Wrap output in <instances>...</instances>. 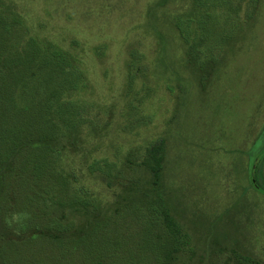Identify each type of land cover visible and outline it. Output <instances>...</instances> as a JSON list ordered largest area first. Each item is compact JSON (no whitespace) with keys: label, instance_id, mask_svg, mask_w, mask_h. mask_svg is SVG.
I'll use <instances>...</instances> for the list:
<instances>
[{"label":"rangeland","instance_id":"1","mask_svg":"<svg viewBox=\"0 0 264 264\" xmlns=\"http://www.w3.org/2000/svg\"><path fill=\"white\" fill-rule=\"evenodd\" d=\"M2 5L23 19L20 35L76 52L82 62L83 114L101 129L86 128L60 145L72 180L64 195L72 199L75 190H88L101 200V216L122 202L141 203L139 186L147 185L149 173L126 169L123 176L133 183L125 187L90 173L88 165L106 159L122 168L130 152L136 161L150 143L164 140L165 193L190 240L177 264H237L247 255L264 264V0L248 21L243 8L241 25H234L205 85L187 62L173 22L191 11L192 0H0ZM65 214L76 228L94 221L83 210ZM20 218L15 214L13 222ZM4 225L0 215V264L10 256L38 263L37 248H10L7 255L13 232ZM127 225L136 241L124 255L149 259L138 248L137 241L145 245L136 223Z\"/></svg>","mask_w":264,"mask_h":264},{"label":"trees","instance_id":"2","mask_svg":"<svg viewBox=\"0 0 264 264\" xmlns=\"http://www.w3.org/2000/svg\"><path fill=\"white\" fill-rule=\"evenodd\" d=\"M259 3L192 0L191 11L173 18L186 46L187 62L199 73L202 85L214 75L243 8L248 21L255 18ZM18 27H25L23 19L12 8L0 6V215L4 228L13 232L5 247L7 255L10 248L33 247L40 251L35 264H177L190 250V240L165 193L166 142L150 143L136 161L135 152H130L122 168L106 159L88 165L90 173L125 187L133 183L123 176L126 169L149 173L147 185H138L141 203L122 202L112 214L101 216V200L88 190H75L72 199L64 195L72 180L63 166L60 145L84 134L86 128L96 132L101 126L83 114L87 106L80 93L87 83L78 53L47 40L26 38ZM131 73L132 81L135 73ZM68 209L91 213L93 224L76 228L73 220H66ZM132 211L136 219H130ZM15 214L20 221L13 222ZM128 221L136 223L138 240L145 245L137 241L138 248H145L149 259L124 255L131 250L127 244L136 241ZM123 240L127 246L122 247ZM247 256L236 259L237 264H263ZM8 261L34 264L19 256Z\"/></svg>","mask_w":264,"mask_h":264}]
</instances>
